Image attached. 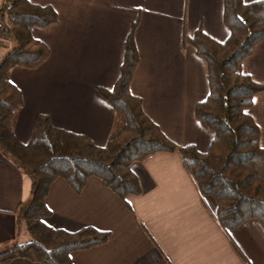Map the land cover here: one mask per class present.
I'll use <instances>...</instances> for the list:
<instances>
[{"label":"crops","instance_id":"0c3cea01","mask_svg":"<svg viewBox=\"0 0 264 264\" xmlns=\"http://www.w3.org/2000/svg\"><path fill=\"white\" fill-rule=\"evenodd\" d=\"M51 5L56 23L34 26L31 34L49 49L35 69L14 67L9 78L23 105L14 134L26 143L37 114L50 123L104 146L121 120L98 92L110 89L134 25L139 60L130 93L143 112L178 146L207 150L214 133L194 115L209 91L206 64L183 35L201 31L223 42L229 36L224 0H29ZM258 0H244L246 3ZM13 44L0 36V60ZM241 71L264 83V38L241 63ZM264 147V90L248 109ZM141 192L119 198L97 177L80 193L62 178L49 187L44 218L69 232L86 226L109 231L108 240L70 253L73 264H264V226L247 219L230 231L216 218V202L202 194L178 151H158L131 164ZM32 178L0 150V252L29 240L22 217ZM8 264H41L14 258Z\"/></svg>","mask_w":264,"mask_h":264},{"label":"trees","instance_id":"16d2710c","mask_svg":"<svg viewBox=\"0 0 264 264\" xmlns=\"http://www.w3.org/2000/svg\"><path fill=\"white\" fill-rule=\"evenodd\" d=\"M3 11L11 19L6 35L11 50L0 60V150L32 178L30 201L22 217L29 240L0 252V264L24 258L41 264H73L70 253L105 243L109 231L92 226L69 232L49 226L45 199L50 185L62 178L80 193L89 177H97L121 199L141 192L131 170L158 151H178L183 166L192 175L199 191L216 202V218L225 230L247 219L264 226V147L260 131L248 109L253 96L264 90L241 71L242 61L264 38V0H224V22L229 36L218 42L201 31L183 35L206 64L208 95L198 102L194 115L205 122L214 136L206 151L193 145L178 146L166 137L143 112L141 101L130 93V82L139 56L134 25L124 41L119 75L110 89L98 88L112 106L121 124L104 146L88 137L53 126L47 115L37 114L31 135L20 142L13 129L22 107V95L9 78L14 67L35 69L49 56L48 47L31 34V28L46 27L58 20L55 9L29 0H3Z\"/></svg>","mask_w":264,"mask_h":264},{"label":"built area","instance_id":"2783aa9c","mask_svg":"<svg viewBox=\"0 0 264 264\" xmlns=\"http://www.w3.org/2000/svg\"><path fill=\"white\" fill-rule=\"evenodd\" d=\"M11 24V19L4 14L3 11V0H0V36L6 35L7 28Z\"/></svg>","mask_w":264,"mask_h":264},{"label":"rangeland","instance_id":"374dc122","mask_svg":"<svg viewBox=\"0 0 264 264\" xmlns=\"http://www.w3.org/2000/svg\"><path fill=\"white\" fill-rule=\"evenodd\" d=\"M2 36H3V35H2ZM4 36H7V35H4ZM4 36H3V37H4Z\"/></svg>","mask_w":264,"mask_h":264}]
</instances>
